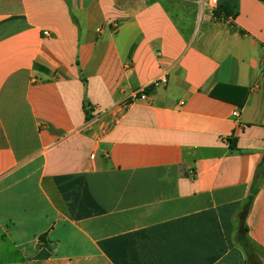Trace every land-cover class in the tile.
Returning a JSON list of instances; mask_svg holds the SVG:
<instances>
[{"label":"crops","instance_id":"crops-1","mask_svg":"<svg viewBox=\"0 0 264 264\" xmlns=\"http://www.w3.org/2000/svg\"><path fill=\"white\" fill-rule=\"evenodd\" d=\"M207 1L0 0V264H251L257 172L264 264V0Z\"/></svg>","mask_w":264,"mask_h":264},{"label":"trees","instance_id":"trees-1","mask_svg":"<svg viewBox=\"0 0 264 264\" xmlns=\"http://www.w3.org/2000/svg\"><path fill=\"white\" fill-rule=\"evenodd\" d=\"M215 16L218 17V13L216 12L215 13ZM220 89V88H218ZM218 89H216L212 96L214 98H218L219 95H218ZM238 91H240V93H242L243 95V99L241 102L237 103V105L242 108L244 107L245 103H246V99H247V91L246 90H242V89H237ZM149 92V91H148ZM85 113H86V120L87 121H90L92 119V116L91 114L89 113V111L87 109H85ZM261 177L260 176V173L257 172L254 180H253V183H252V187H251V192H250V196L248 198V201L246 202L245 204V207L242 211V214H241V223H242V231L238 237V243L239 245L243 248V250L245 251L247 257H248V260H250L251 257L253 256H256V251L253 247V244L251 242V240L249 239L248 237V229H247V226H246V219H247V216H248V213H249V209L254 201V198L255 196L258 194L259 190H260V184H261ZM257 257V256H256Z\"/></svg>","mask_w":264,"mask_h":264},{"label":"built area","instance_id":"built-area-1","mask_svg":"<svg viewBox=\"0 0 264 264\" xmlns=\"http://www.w3.org/2000/svg\"><path fill=\"white\" fill-rule=\"evenodd\" d=\"M204 4L209 7L212 16L216 17L215 13L217 11L218 0H208ZM44 35L46 37H50V34L48 32H45ZM163 83H165V80H160V81H157L156 83H154L152 86L153 87H157V86H159L160 84H163ZM148 91L149 90H145V91H142V92L138 93L137 96L135 97L136 100H138V101H148L149 98H150V94H149ZM233 116L239 117L240 116V110H238V109L235 110ZM92 158H94V156ZM190 178L194 179V174L193 173L190 174Z\"/></svg>","mask_w":264,"mask_h":264},{"label":"water","instance_id":"water-1","mask_svg":"<svg viewBox=\"0 0 264 264\" xmlns=\"http://www.w3.org/2000/svg\"><path fill=\"white\" fill-rule=\"evenodd\" d=\"M250 262H251V264H259V261H258L257 257H255V256L251 257Z\"/></svg>","mask_w":264,"mask_h":264}]
</instances>
